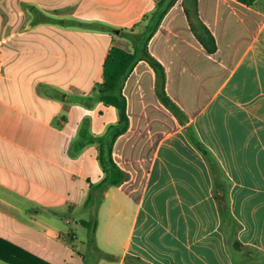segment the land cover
<instances>
[{
    "label": "crops",
    "instance_id": "crops-1",
    "mask_svg": "<svg viewBox=\"0 0 264 264\" xmlns=\"http://www.w3.org/2000/svg\"><path fill=\"white\" fill-rule=\"evenodd\" d=\"M157 1L0 0V237L54 264H232L192 126L232 180L239 239L264 253V0H197L199 34L184 0L169 8L148 48L182 117L139 60L124 85L129 127L113 146L130 177L103 190L96 213V245L112 258L90 253L80 221L94 217L85 202L103 176L91 139L118 119L93 88L113 45L133 51L120 29L142 31ZM34 9L58 21L34 20Z\"/></svg>",
    "mask_w": 264,
    "mask_h": 264
},
{
    "label": "trees",
    "instance_id": "trees-1",
    "mask_svg": "<svg viewBox=\"0 0 264 264\" xmlns=\"http://www.w3.org/2000/svg\"><path fill=\"white\" fill-rule=\"evenodd\" d=\"M175 0H158L155 8L148 14L143 15L146 24L142 31L135 32L133 29H120V35L127 38L133 51H127L122 47L113 45L104 62L103 78L94 85L95 99L107 105H112L117 110L118 119L111 124L103 135L92 137L91 141L98 144L97 159L103 171V176L98 183L89 184V193L85 204L95 206V215L89 220H81V224L88 231V247L90 253L98 258H112L101 250L95 241V230L97 227V209L102 200V192L109 186L123 184L130 174L123 170L115 161L113 146L119 135L127 131L129 127V116L127 112V98L124 93L125 81L139 60L147 61L156 73V93L160 101L169 108L177 117H182L179 106L170 98L166 91V74L162 63L149 51L148 43L157 31L159 24L172 6ZM247 4L255 0H240ZM184 10L191 23L193 30L199 34L200 30L207 31L201 21L197 0H184ZM47 21H58L52 16L45 15L38 9H34ZM88 27H102L100 23H85ZM186 134L191 143L199 150L205 158L212 177V192L217 202L220 214V230L224 235L227 251L231 257L232 264H264V253L252 245L244 244L239 239V231L242 227L240 221L231 210L230 191L232 180L227 175L217 156L199 138L192 126L186 129ZM136 260L142 261L139 257ZM0 259L11 264H54L14 243L0 237Z\"/></svg>",
    "mask_w": 264,
    "mask_h": 264
},
{
    "label": "rangeland",
    "instance_id": "rangeland-1",
    "mask_svg": "<svg viewBox=\"0 0 264 264\" xmlns=\"http://www.w3.org/2000/svg\"><path fill=\"white\" fill-rule=\"evenodd\" d=\"M146 146L150 150L149 146L151 147V145L150 144H147ZM151 153H152L151 150L150 151L146 150L144 152V154L142 155V160H141L143 164H146L147 165L149 163V160L151 158ZM73 216L78 219V217H80L82 215L79 214L78 211H76L75 214H73ZM99 220H100V227H101V230H102L103 225H104V210H101V215L99 216ZM78 231H79L78 233L80 235V233H82L83 229H81L80 227H78Z\"/></svg>",
    "mask_w": 264,
    "mask_h": 264
},
{
    "label": "water",
    "instance_id": "water-1",
    "mask_svg": "<svg viewBox=\"0 0 264 264\" xmlns=\"http://www.w3.org/2000/svg\"><path fill=\"white\" fill-rule=\"evenodd\" d=\"M116 32H119V29H116Z\"/></svg>",
    "mask_w": 264,
    "mask_h": 264
}]
</instances>
